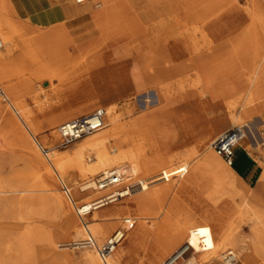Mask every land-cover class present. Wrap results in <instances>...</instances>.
Wrapping results in <instances>:
<instances>
[{
  "label": "rangeland",
  "instance_id": "obj_1",
  "mask_svg": "<svg viewBox=\"0 0 264 264\" xmlns=\"http://www.w3.org/2000/svg\"><path fill=\"white\" fill-rule=\"evenodd\" d=\"M111 1L89 0L86 5L93 6L92 17L96 20L109 11L103 10V7ZM216 1L220 9L216 25L227 30V32L221 33L219 39H227L232 35L235 37L252 25L249 12L254 3L264 11V2L261 0ZM138 3L140 6H145L147 2L138 0ZM11 13L14 24L21 25L22 23L15 21L16 15L13 11ZM0 18H2L1 15ZM90 18L91 16L81 18L63 26L68 34V39L67 36H64L53 40L52 46L46 48V50L52 49L53 52L50 55L53 57L55 55L59 57L65 50H68L67 62H63L59 67L56 65L64 61L62 58L50 60L52 57H40L30 65L18 64L17 61L23 60L17 59V56L21 54H17L16 58L14 57L0 66V86L5 92L8 88L6 85L18 83L12 88L15 97L13 106L9 104V109L11 114L20 121L25 133L23 135L18 132L17 129L11 127L7 119L0 117V181L17 182L21 177H25L26 181L32 180L33 171L30 169L28 161L30 152L25 148L26 137L33 142L39 155L49 164L52 174V177H49L43 172L42 179L35 178L31 181L33 189L36 191L35 194L28 195L36 198L32 205L23 206L18 202V198L26 196V194L16 195L12 191H8L0 199V264H49L48 260L51 255H47L45 252L46 244H38L33 238L29 240L24 238L27 229L34 225L46 233L57 236L53 255L65 259L64 264H83L85 255L88 252H94L78 250L75 247V243L86 239L87 235L74 207L90 203L84 199L92 190L82 192L80 189L90 180H78L73 176L70 183L60 181L49 158L54 152L69 156L79 145L94 138L97 134L67 148L62 147V143H59L57 129L63 125V122L53 127L50 120L53 116L58 118L59 115L67 113L68 116L73 117L88 116L98 109H106L113 105H117L122 113H127L132 109L137 111L131 117H126L123 123H129L144 115H152L150 121L152 132L164 134L172 139L166 154V159L169 162L165 167H169L171 180H176V182L172 185L168 199L171 202L178 192L182 193L180 204L183 211L177 223L173 222L168 225L163 237L168 232L175 233L179 228L186 229L193 224L194 227L201 228L208 252L212 255L218 252L219 259L215 264H224L223 256H226L228 252H234L238 256L236 264H241L239 258L242 254L249 257L250 264H264V202L249 201L238 184L237 196L229 200L231 214L229 216L223 214L221 211H226L225 205H221V208L217 210L214 209L213 201L207 199V188L213 184L211 179L202 169L198 174L193 173L208 147L219 135L234 127L254 122L256 116H250L244 121H233L227 108L222 106L212 108L213 105L207 98L203 101L192 89H188L184 93H176L170 99L161 101L156 89H160L162 86L146 83L145 78L141 76L140 65H136L134 57L130 56L129 50L132 42L130 34L119 31L116 33L117 35L115 34V38L103 41L102 33L99 30L95 31L96 28L89 25ZM83 37L85 38L83 39ZM27 38L28 36H21L20 41ZM219 56V60L222 62L224 60L222 53H219ZM262 58L263 54H261V61ZM10 61L12 62L10 74H8L9 71L5 65ZM98 61L101 63L99 66L96 63ZM42 72H47V74L41 76ZM57 77L65 78V80L62 83L58 80L51 84L52 79L56 80ZM245 80L244 78L243 81ZM171 82L169 81L167 84ZM40 88L47 90V93L41 94ZM145 88L148 90L142 91ZM257 94L259 99L253 105L243 107V103L237 104L233 110L234 115L239 116L250 108H255L256 104H264V74L257 87ZM17 102L23 104V112L16 107ZM228 102L237 103V96L230 98L227 100ZM24 116L31 117L32 122L23 121ZM193 123L199 125L200 130L203 131V133L201 131L202 139H200L203 142L201 145L197 141L200 139L197 138V131L194 128L189 132L186 131V127ZM255 127L264 134V124L260 119H256ZM36 129L37 133L34 131ZM207 129L215 130V132L204 135V131ZM109 130L110 127H107L102 133ZM57 145L59 150H57ZM198 147L199 154L197 153ZM42 149L48 150L49 155L45 156ZM128 149L130 148L127 147L125 150ZM88 157L97 161L94 152H88L86 158ZM223 163L228 167L224 160ZM99 177L92 179L96 181ZM183 180H186V183L183 184ZM60 182L68 185L75 201L71 203L67 199ZM57 196L62 197L66 211L72 216L70 227L67 224L65 213L53 204L52 197ZM219 199L220 197L216 198V200ZM126 200L118 204L124 203ZM91 218L92 216L87 219L89 224H92ZM79 227L83 230L82 238L75 237L76 229ZM210 227H214L216 230L212 233ZM228 229L230 231L227 232ZM116 230L111 231L105 240L99 239V243L105 242ZM230 235L233 245L224 246L223 238ZM154 236L155 233L152 237ZM185 243L184 240L181 243L171 244L170 250L160 254L153 264L168 263L183 247H186ZM150 247H154V244H150ZM191 255L186 256L185 261L178 264H185ZM195 258L199 263V257L195 255ZM129 264L150 263L145 257V253L142 252Z\"/></svg>",
  "mask_w": 264,
  "mask_h": 264
},
{
  "label": "bare ground",
  "instance_id": "obj_2",
  "mask_svg": "<svg viewBox=\"0 0 264 264\" xmlns=\"http://www.w3.org/2000/svg\"><path fill=\"white\" fill-rule=\"evenodd\" d=\"M145 1L147 2L146 5L140 6L138 0H123L109 9L110 12L107 11L103 18L97 19L95 22L91 20L89 25L94 29L96 28L95 31L99 30L102 33L101 39L103 41L115 38V34L119 31L130 34L132 39L129 50L130 56L134 57L136 65H140V73L145 78L146 83L162 86L160 89H156L158 98L161 101L170 99L176 93L187 92L188 89L194 90L197 96L205 101L208 96L196 65L197 57L214 49L215 45L223 40L219 39L221 33L227 32V30L216 25L217 15L220 13V9L216 4L217 1ZM261 1L264 2V0ZM7 3L6 0L0 1V15L2 17L0 18V36L4 43V49L0 51V66L17 54H25L24 59L27 64H33L41 57L37 55L38 52L51 47L53 40L55 41L64 36H67L68 39V34L62 25L47 30L24 23L16 26L11 17L12 11ZM249 16L252 25L244 30L254 26L264 37V11L260 10L259 6L254 3ZM230 31L232 32V30ZM21 36H28V38L20 41ZM50 50L52 51V49ZM261 54H263L262 61L248 69V80L251 83V88L237 95V103H227L226 101L224 105L212 106V108L216 106L227 108L233 121H244L250 116H256L254 122L248 124L250 127L248 137L250 140L257 141H259V130L255 127V123L256 119H260L264 124V104H256L255 108H250L239 116H235L233 110L239 103H243V107H248L258 101L257 87L264 74V50ZM42 57L46 58L47 54H42ZM68 57V50H65L59 57L55 55L50 60L64 59L56 65V67H59L63 62H67ZM198 59L200 58L198 57ZM96 63L97 66L101 64L99 61ZM46 74L47 72H42L41 76ZM58 80L62 83L65 78L52 79L51 84ZM169 81L172 82L167 84ZM16 84L18 83L6 85L9 88H7L6 93L11 106H13L15 97L12 88ZM146 90L148 88L142 91ZM39 92L45 94L47 90L40 88ZM9 104L0 103V117L7 119L11 127L25 135L20 121L11 114ZM16 107L20 111H24L21 102H17ZM106 111V125L110 127L108 132L97 133V136L79 145L69 156L54 152L51 154L49 161L60 181L70 183L73 176L78 180H90L81 186L82 192L90 191V187L94 188L95 180L92 178L101 176L100 174L119 169L126 175V184L131 185L133 196L124 203L108 206L107 208L106 206L97 208L92 215V224L89 227L90 232L99 242V239L105 240L111 231L123 227L126 221H136V225L129 233L127 241L117 254L111 258V264H129L142 252L145 253L148 262L153 264L160 254L170 250L171 244L181 243L184 240L185 244L190 247L189 251H193L194 256L199 257V264H215L216 260L219 259L218 252L214 253V256L208 252L200 227H194L192 224L186 229L179 228L175 233L168 232L163 237L168 225L173 222L177 223L183 211L180 204L182 193L178 192L171 202L168 199L172 191V185L176 182V180H171L169 167H165L169 162L166 159V154L169 151L172 139L164 134H154L152 132V125H150L152 115H144L129 123H123L126 117H131L137 111L132 109L127 113H122L117 105L107 107ZM67 114H63L58 118L53 116L50 120L51 125L56 127L61 122L66 123L74 118ZM22 120L27 123L32 122V118L27 116H24ZM199 127L195 123L189 124L186 131L189 132L194 128L197 131V138L200 139L202 130ZM34 131L38 132L37 129ZM212 132H215V130L207 129L204 131V135ZM58 137L59 143H62L59 131ZM200 140L197 141L201 145L203 142ZM214 142L208 147L193 173L198 174L202 169L211 179L213 184L207 188V199L213 201L214 209L219 210L221 205H225L226 211L222 210L221 212L229 216L232 211L229 200L237 196L236 190L239 182L233 171L224 165L223 159L214 152ZM127 147L130 149L125 150ZM199 147L197 148L198 154ZM25 148L30 152L28 153V161L30 169L33 171L32 180L26 181L25 177H21L17 182L6 183L0 181V199L8 191H12L16 195L26 194V196L18 198V202L22 203L23 206L32 205L36 201L35 196H28L36 193L31 181L35 178L42 179L43 172L45 175L52 177L49 164L39 155L35 145L27 137L25 138ZM57 150H59L58 145ZM88 152H94L97 161L90 157L86 158ZM182 183H186V180H183ZM106 195L107 192L92 190L84 201L90 202L87 203L90 206ZM217 197H220V199L216 200ZM52 201L58 209L65 213L67 224L70 227L72 216L66 211L62 197H52ZM209 229L212 233L216 230L214 227ZM154 233L155 236L152 237ZM24 236L25 240L33 238L38 244H46L45 252H47V255H51L48 260L49 264H64L66 261L53 255V247L58 239L54 234L46 233L43 229L34 225L27 229ZM75 237H83L81 227L76 229ZM223 242L224 246H232L233 239L231 235L223 238ZM152 243L154 247H150ZM232 253L235 255L234 252ZM225 257L223 256L224 262ZM235 257L237 261L238 256L235 255ZM239 259L241 264H250L249 257L245 254H242ZM82 263L102 264L98 255L94 252H88Z\"/></svg>",
  "mask_w": 264,
  "mask_h": 264
},
{
  "label": "crops",
  "instance_id": "obj_3",
  "mask_svg": "<svg viewBox=\"0 0 264 264\" xmlns=\"http://www.w3.org/2000/svg\"><path fill=\"white\" fill-rule=\"evenodd\" d=\"M6 1L11 11L16 15L17 23L30 24L40 29L47 30L56 26H66L89 16L93 22L97 20L92 17L93 6H87L86 3L77 5L73 0ZM122 1H111L103 7V10H109ZM263 50L264 37L259 30L252 26L235 37L232 35L227 39L220 40L214 49L199 55L200 59L197 57L196 65L201 74L204 90L212 105L224 104L230 98L251 88L248 69L260 63ZM51 53V50H43L37 55L42 57V54H47V57H52ZM219 53H222V57H224L222 62L219 60L221 56ZM25 57V54L17 56V59H23L17 63L27 64ZM11 62L5 65L9 71L8 74H10ZM17 71L16 69L15 72L17 73ZM244 78L245 81H243ZM81 117H85V115L74 117L72 120ZM259 141L250 140L247 137L241 142L235 150V163L229 167L237 177L239 186L249 201L253 202H264V146Z\"/></svg>",
  "mask_w": 264,
  "mask_h": 264
},
{
  "label": "built area",
  "instance_id": "obj_4",
  "mask_svg": "<svg viewBox=\"0 0 264 264\" xmlns=\"http://www.w3.org/2000/svg\"><path fill=\"white\" fill-rule=\"evenodd\" d=\"M77 5H83L89 0H73ZM4 49V43L0 36V51ZM0 103L9 104V98L5 90L0 86ZM107 111L98 109L91 115L81 117L64 123L59 128V135L62 139V147H69L83 139L104 131L107 128ZM260 133V132H259ZM250 134L249 125L234 127L221 134L214 142L213 149L220 156L228 167L235 163V149ZM261 145L264 146V134H259ZM256 141V140H255ZM257 143V142H256ZM45 156L49 155L48 150L42 149ZM62 190L67 199L72 203L75 201L71 189L64 182H61ZM95 187L90 190L97 192H107L100 201L93 202L90 206L86 203L80 207H74L76 214L86 232V239L75 243L78 250H91L97 253L102 264H111V258L126 242L129 233L136 225V221L128 220L123 227L116 230L104 243H99L90 232V224L87 219L90 218L100 206H113L133 196L131 185L126 184V175L119 169H113L102 174L93 184ZM86 192V191H85ZM104 209V208H103ZM190 247L186 245L166 264H178L185 261L186 256L191 255L185 264H199L194 256V252L189 251ZM224 264H236V257L232 252H228Z\"/></svg>",
  "mask_w": 264,
  "mask_h": 264
}]
</instances>
